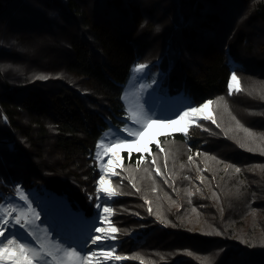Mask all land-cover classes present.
Segmentation results:
<instances>
[{
  "label": "trees",
  "instance_id": "obj_1",
  "mask_svg": "<svg viewBox=\"0 0 264 264\" xmlns=\"http://www.w3.org/2000/svg\"><path fill=\"white\" fill-rule=\"evenodd\" d=\"M0 31V205L25 208L17 188L39 201L29 231L88 241L102 214L96 145L132 125L126 94L143 63L164 118L224 100L212 106L219 127L195 118L186 135L158 136L164 150L183 148L170 157L182 174L163 165L155 179L180 180L158 214L129 172L145 177L141 154L122 153L112 180L122 194L108 199L105 228L120 230L110 246L128 258L112 264H264V0H0ZM234 70L242 91L229 95ZM146 159L152 167L157 157Z\"/></svg>",
  "mask_w": 264,
  "mask_h": 264
},
{
  "label": "snow or ice",
  "instance_id": "obj_2",
  "mask_svg": "<svg viewBox=\"0 0 264 264\" xmlns=\"http://www.w3.org/2000/svg\"><path fill=\"white\" fill-rule=\"evenodd\" d=\"M147 67V64H137L134 71L138 74L144 73ZM36 78L48 79L47 76H38ZM143 87L144 85H141V88ZM227 87L229 95H232L234 92L239 93L242 91L240 79L237 76L235 70L231 74V78ZM223 100L224 97H219L217 101L207 100L205 103L197 107L189 106L186 110L177 114V119H170L168 121L152 119L142 110L130 109L129 119L131 120V123L134 127H129L126 124L123 129H117L115 133H106L96 145L97 151L95 158L102 161L103 157H108L106 163H101V172L104 174L99 176V180L97 182V201H107L108 199H112L122 194L118 189H109L104 187L105 176L108 172V165L113 163V156L110 155L113 148L139 143L140 137L148 132L153 124H176L178 121H183L186 118H195L196 114H199V119L210 120L212 124H216V126L219 127V124H217L216 119L212 115V106L217 104L218 101ZM205 110H208V115H202ZM197 126L199 125L197 124ZM184 131L186 135L187 130ZM244 131L249 132L247 128H245ZM121 133H126V137L122 136ZM251 135L252 133L249 132V136ZM240 146L245 147L244 144H241ZM157 148L161 152L164 151L159 143H157ZM248 150L253 151L252 148H248ZM129 157H131V153H129ZM142 159L143 157H141V160ZM192 159L193 158L191 156L188 157L189 161H192ZM213 159L215 158L213 157ZM139 163L140 161H137L138 165ZM152 163L155 164V160H153ZM166 166L167 164L165 163V167ZM227 167L232 166L229 165ZM145 171H147V169H145ZM156 171L157 174H160L158 166ZM235 171L240 172L241 170L236 168ZM111 175L118 176L119 173L113 170L111 171ZM200 179L203 182L205 178L200 177ZM132 187H136L135 183L132 184ZM155 190L156 189L153 188V191ZM137 191H139V189H137ZM197 191H199V189H197ZM16 194L26 205L25 208H18L12 204H9L7 207L0 205V220L3 221V223L0 224V264H103V262L107 260L121 261L128 258L121 255H113V253L116 251L115 246H111L108 250L104 249V245L108 241L116 240L118 238L115 234L120 231L111 223L108 224L107 228L102 226L95 227V234L89 235L88 237L91 244L95 245L98 251L88 249L86 244L81 245L78 249L72 244H67V241H64L67 246H64L60 242L50 245L48 242H46L47 237L41 239L35 234L34 230L29 231V229L34 225V222L39 220L40 213L36 212L35 208H33L32 204L29 202V197L25 195L19 188L16 189ZM188 195H192V193L189 192ZM95 207L98 210L102 208L103 213L113 214V209L106 206V204L102 205L100 202H97ZM14 213L15 215H13ZM95 219L103 223L108 219V217L101 215L98 211ZM17 225L24 231H9L10 228H13ZM31 241H34L37 247H34Z\"/></svg>",
  "mask_w": 264,
  "mask_h": 264
},
{
  "label": "rangeland",
  "instance_id": "obj_3",
  "mask_svg": "<svg viewBox=\"0 0 264 264\" xmlns=\"http://www.w3.org/2000/svg\"><path fill=\"white\" fill-rule=\"evenodd\" d=\"M1 32V31H0ZM18 36V35H17ZM19 37V36H18ZM146 71H144V73H136L137 74V78H135L132 82V86L127 90V98L129 99V101L133 104V107L130 108L132 110H142L147 116L151 117L152 119H159L162 121H168L170 119H177V116L175 118H164L161 115H163V111H160V105H156L157 109H155V103L152 100V94L150 93L149 88L146 86V84L144 83V77L146 76ZM141 85H144L143 88H141ZM209 112L208 110H205L204 113L202 115H208ZM195 118H199V114L195 115ZM195 118H186L183 121H178L176 124H167V123H162V124H153L151 126V128L149 129L148 132H146L144 135H142L140 137V141L139 143H134V144H130L127 146H122V147H118V148H113L112 152L110 153L111 156H113V163L111 165H108V172L107 175L105 176V184L104 187L105 188H109L112 189V180L115 176L111 175V171H115L116 167H120V163L122 161L121 157H122V153L124 151H126L128 154L129 153H140L141 157H143V159L141 160V157L139 158V161L141 163V165L145 166L143 168V175L145 176L143 179L141 177H138L137 174L134 173V168L133 167H129V172L132 174V176L134 177V181L139 183V188L143 191L144 194V199H142L143 201L146 200L147 198L149 200L147 201V204L149 205V209L147 207V213H153L156 212L157 214L160 212L161 209L164 210V206L167 203L168 199H172L173 195L172 192L175 194H179V191L177 190V183L180 181H178L177 183H169V184H162V181H160L159 176L162 177L163 174L165 175V170H168V172H170L171 176H179L182 174L181 168L182 165L180 164H176L172 158V155H175L177 153H179L180 151L183 150L182 147H180L178 144H169L168 146V150H164L163 152H161L159 149L157 151H153L151 150V145L152 143H158V136L160 134H165V133H170V132H174V131H179V130H184L186 129L189 125H191L192 121ZM130 127H134L133 125H131ZM138 127V126H135ZM122 136L126 137V133H121ZM110 138V137H109ZM131 139V138H129ZM6 144H9V147L11 149V147L14 149V146L12 143H8L7 141H3ZM12 149V150H13ZM156 155L157 159H156V163L152 164L151 167V163H148V160L146 159L147 156L149 155L150 157H153V155ZM108 157H103L102 161L99 160V164L101 167V163L107 162ZM168 160L170 161V163H168ZM172 160V161H171ZM139 163V164H140ZM165 163L167 164V166L165 167ZM169 164H171L173 166V169L169 168ZM165 167V170L162 171V167ZM157 166L159 167V172L160 174H157L156 168ZM146 168H150V170L147 169V171H145ZM104 174V173H102ZM181 177V176H180ZM137 178H139V180H136ZM156 178L158 179V182L155 180ZM130 179V178H129ZM145 182V183H143ZM189 186V184H186ZM191 185V184H190ZM153 188H155L156 190L153 191ZM189 188V187H188ZM186 186V189H188ZM196 188V187H195ZM172 190V191H171ZM196 190H193L191 193L193 195L196 194L195 192ZM103 195V194H101ZM47 202H50L53 206L62 209V210H68V206L65 203L63 198L54 196V195H48V197L46 198ZM39 201H34V203L32 205L34 206H42V204L38 203ZM100 203L106 204V206L109 207V205H111V202L108 200L107 201H100ZM141 204V203H140ZM140 204L138 205L137 208H139ZM13 205V204H12ZM8 206V205H7ZM17 207V206H16ZM111 207V206H110ZM19 208V207H18ZM102 211V208L100 209ZM15 215V213L13 214ZM101 215H105L108 217L107 220H105L103 223H101V221H99L98 224H96V227H105V225L107 224V222L109 221L110 218V214H106L103 213ZM3 221L0 220V224H2ZM37 223V222H34ZM146 224V227H151V225L145 223L142 221V219L138 218L137 222L134 223V226H137L139 224ZM20 227L17 225L13 228H10L9 231L13 232L17 229H19ZM95 228V227H94ZM141 229H145V228H141ZM39 237L41 239H44L45 236L44 235H40V229H39ZM152 232V231H150ZM95 234L94 230L92 231L91 235ZM143 234V233H142ZM136 236V233L134 232H130L129 237H134ZM50 238V239H49ZM88 238V237H87ZM50 240H54L55 242L52 241V243H50ZM68 240V239H67ZM65 240H61L60 237H58V233L56 232V230H52L49 232V237H47V241L50 245H54V243L60 242L62 243L64 246H67V244H71V243H64ZM112 241H108L105 245H104V249L108 250L111 246ZM84 244L87 245L88 249H92V250H97L95 245H92L90 240L88 239V241H86ZM83 244V245H84ZM80 244L77 245V248H80ZM113 255H115L113 253ZM103 259V258H101ZM113 262H115V260H107L104 261L103 264H112Z\"/></svg>",
  "mask_w": 264,
  "mask_h": 264
},
{
  "label": "water",
  "instance_id": "obj_4",
  "mask_svg": "<svg viewBox=\"0 0 264 264\" xmlns=\"http://www.w3.org/2000/svg\"><path fill=\"white\" fill-rule=\"evenodd\" d=\"M13 148L11 147V150H12Z\"/></svg>",
  "mask_w": 264,
  "mask_h": 264
}]
</instances>
